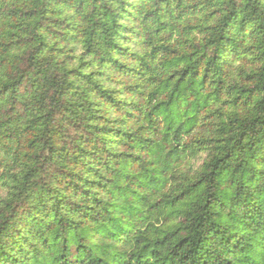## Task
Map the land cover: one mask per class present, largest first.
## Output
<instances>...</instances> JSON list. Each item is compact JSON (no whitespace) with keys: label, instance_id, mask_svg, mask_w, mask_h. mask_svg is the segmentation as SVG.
Wrapping results in <instances>:
<instances>
[{"label":"trees","instance_id":"16d2710c","mask_svg":"<svg viewBox=\"0 0 264 264\" xmlns=\"http://www.w3.org/2000/svg\"><path fill=\"white\" fill-rule=\"evenodd\" d=\"M0 264H264V0H0Z\"/></svg>","mask_w":264,"mask_h":264},{"label":"rangeland","instance_id":"374dc122","mask_svg":"<svg viewBox=\"0 0 264 264\" xmlns=\"http://www.w3.org/2000/svg\"><path fill=\"white\" fill-rule=\"evenodd\" d=\"M200 161V159L197 160V163ZM189 172V171H188Z\"/></svg>","mask_w":264,"mask_h":264}]
</instances>
